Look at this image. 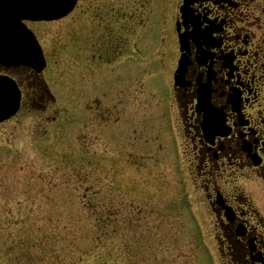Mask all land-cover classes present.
Here are the masks:
<instances>
[{
	"label": "flooded vegetation",
	"instance_id": "flooded-vegetation-1",
	"mask_svg": "<svg viewBox=\"0 0 264 264\" xmlns=\"http://www.w3.org/2000/svg\"><path fill=\"white\" fill-rule=\"evenodd\" d=\"M53 23L41 39L44 23L25 22L46 57L42 73L0 65L20 91L23 121L52 146L65 118L79 146L105 149L141 123L150 94L218 264H264V0H78ZM53 92L71 97V110Z\"/></svg>",
	"mask_w": 264,
	"mask_h": 264
},
{
	"label": "rangeland",
	"instance_id": "rangeland-1",
	"mask_svg": "<svg viewBox=\"0 0 264 264\" xmlns=\"http://www.w3.org/2000/svg\"><path fill=\"white\" fill-rule=\"evenodd\" d=\"M58 25H39L41 39ZM53 70L46 79L55 86ZM146 95L141 123L126 125L105 149L79 146L65 118L52 146L34 120L20 115L0 124V264H149L154 254L155 264H218L208 226L204 243L202 206L188 198L190 211L186 202L171 130L160 112L151 114ZM59 96L60 108L74 105L66 93Z\"/></svg>",
	"mask_w": 264,
	"mask_h": 264
},
{
	"label": "water",
	"instance_id": "water-1",
	"mask_svg": "<svg viewBox=\"0 0 264 264\" xmlns=\"http://www.w3.org/2000/svg\"><path fill=\"white\" fill-rule=\"evenodd\" d=\"M29 6H32L35 2L34 0H26ZM43 4L40 6L42 13L39 14V19H54L60 17L59 15H65L74 5L75 0H59V3L55 6V9L61 14L49 13V9L52 8V2L54 0H41ZM53 10V9H52ZM50 10V11H52ZM12 104L8 101L0 99V121L9 117L12 113Z\"/></svg>",
	"mask_w": 264,
	"mask_h": 264
}]
</instances>
